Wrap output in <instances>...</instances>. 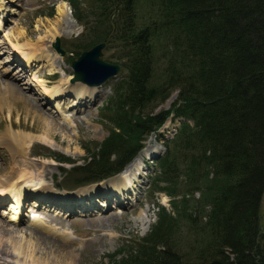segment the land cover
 Returning a JSON list of instances; mask_svg holds the SVG:
<instances>
[{
  "label": "trees",
  "instance_id": "obj_1",
  "mask_svg": "<svg viewBox=\"0 0 264 264\" xmlns=\"http://www.w3.org/2000/svg\"><path fill=\"white\" fill-rule=\"evenodd\" d=\"M64 1L83 26L76 55L105 42L123 60L102 108L106 137L82 146L80 165L46 155L72 165L71 188L119 174L169 118L183 120L153 180L170 210L155 202L148 232L107 264H264V0Z\"/></svg>",
  "mask_w": 264,
  "mask_h": 264
},
{
  "label": "rangeland",
  "instance_id": "obj_2",
  "mask_svg": "<svg viewBox=\"0 0 264 264\" xmlns=\"http://www.w3.org/2000/svg\"><path fill=\"white\" fill-rule=\"evenodd\" d=\"M63 2L67 4L64 0H0V82L10 80L17 75L19 69H22V65L17 60L15 62V59V64L10 65L13 57L15 58V53L18 54L14 47H31L30 49H32L31 44L36 43L34 46L42 45L45 50L32 52L37 54L40 59L33 62L19 80L20 85L26 90L21 89L22 93L20 91V94L30 99L31 106L36 107L41 114L54 117V122L50 117L48 118L51 123L50 129L46 128L45 124L38 119L26 117V103L23 99L13 104V109L22 112H19L18 116H11L9 119L7 110L0 112V176L19 169L27 170L31 174V179L27 177L28 181L23 187L26 189L24 192L28 197V202H24L21 222L16 224V227L11 225L13 222L8 221L12 217L9 213L11 200L5 198L3 204L0 205V221H3L0 222V226L3 225L9 234L0 233V249L6 253L4 255H2L3 252L0 253L4 257L1 256L0 264H5L4 261L6 264H15L13 262L16 259L20 262H30L29 257L27 256L28 259L26 257L28 253L20 252L21 254H18L17 252H19V245L27 247L28 243L32 244V242H39L38 246L36 245L35 253H37L36 256L41 257L42 264L43 261L62 264L60 260L65 254L74 256V264H107L109 254L131 244L135 238L142 237L148 232L156 218L155 202L170 210V198L166 194H152L153 180L157 171L156 159L159 156L144 159V170L140 172L138 179L134 181V185L129 186L131 190L130 194L126 192L127 203L122 206H117L116 202L113 204L114 201L109 204L105 196L95 198L91 202L94 205H89V200L86 199L81 207L79 204L71 205L70 208H66L64 204L56 207L51 205L53 202L43 205L40 210L31 206L33 199L31 195L42 187H45L44 189H47L49 193H55L58 198H61L63 195L69 196V193H76L77 191L79 193L76 196L83 197L84 194L80 191L89 190L93 187H98L100 193L104 194L102 188L107 185L99 186V183H96L71 189L73 184L66 181L68 174L62 169L68 170L72 165L60 164L50 157H46L47 154H55L58 157L70 158L76 162V165L82 164V158L85 156L82 146L90 147L94 142H101L107 135L102 108L112 95L114 85L123 76V71L120 70L117 76L100 87L99 94L95 99L89 100V98L84 97L80 103L78 100L76 101L74 108L63 109L66 103L72 101L73 104L75 103L74 84H70L69 79L73 76L71 62L76 60L78 56L76 52L80 50L74 49L70 44L74 43L83 32V26H80L73 19L68 4L69 14L76 26H71L69 21L64 26L61 24L58 26L57 8ZM146 12V7L139 8L141 23L144 21ZM56 28L59 31L58 35H54ZM56 38L60 40V48L64 51V56H60L53 48ZM119 55L120 53L114 48V45H111L109 48H104L102 60L110 64L120 65L123 60L118 58ZM156 68V76H158L161 69L158 66ZM53 74L54 76H52ZM37 76L39 77L38 80ZM41 85L57 88L59 97L50 100L44 94L45 92H42ZM26 95H30L32 98ZM176 95L177 92H173L164 103L156 107L155 112L161 109H169L171 103L176 99ZM0 99L5 101L4 97ZM56 104L59 105L58 108ZM59 117L60 120L57 119ZM63 117L69 119L70 124L65 123ZM164 127L168 129L166 130ZM174 127H177L176 123L165 124L163 130L161 128L155 135H150L144 141L143 146L149 138L153 137L155 143L157 142L156 144L163 148V155L166 141L159 137V134L161 135L162 132L164 137L170 136L169 138H171L174 132L171 134L170 130ZM15 133L19 135V139L23 137L38 139L27 146L26 153L21 157L11 152V149L6 145L10 141H7L6 138L3 139L6 134L13 137ZM165 133L170 134L165 135ZM16 159L20 161V165L16 164ZM22 166L24 168L21 169ZM133 194L136 195L135 199ZM56 195H54L55 198H57ZM92 206L95 208L94 210H91ZM1 210L4 213L2 215ZM49 217L55 220L49 219ZM33 218H39L46 227L56 230H53L55 234L60 237L67 236L72 242L63 246L65 244H62L58 238H53V232L49 230L43 233L44 237L52 238L51 240L57 244V247L52 244H44L37 238L29 236L36 235L32 232L29 234L30 231L43 236L40 231L30 226ZM259 230L260 233H264V191L260 202ZM15 248L17 250H14Z\"/></svg>",
  "mask_w": 264,
  "mask_h": 264
},
{
  "label": "bare ground",
  "instance_id": "obj_3",
  "mask_svg": "<svg viewBox=\"0 0 264 264\" xmlns=\"http://www.w3.org/2000/svg\"><path fill=\"white\" fill-rule=\"evenodd\" d=\"M57 15H58V18H59L58 26H59V24H61V26H64L65 24H67L68 21H69L71 26H73V27L76 26L74 21L72 20V18L70 16V14H69V7H68V5L66 3H64V2L60 3V6L57 8ZM54 32H55L54 35H58V33H59L57 28L54 29ZM34 44H36V43H34ZM34 44L33 45L31 44V46L33 47L32 49H30L31 47L29 48L28 46H27L28 48H21L20 46L14 47L12 45V47L15 48V52L19 51V53L21 54V58L25 61V68L23 67L22 69H19L17 75L15 74L16 76L12 77L10 80H7V81L2 80L0 82V98L1 97L5 98V101L0 99V112H3L4 110H7L8 111V115H9V119H11V116H13V117L14 116H18L19 112H21V111L17 110V109H13V104H15L16 102H18V101L23 99V101H25V103H26V107H25V115H26V117H31V119H38V121H41V122H43V124H45L46 128L50 129L51 123L49 122L48 118L50 117L52 122H54L53 121L54 117L52 115H49L47 117V116L41 114L37 110L36 107H32L31 106V104H30L31 100L30 99H28V98H26V97H24L23 95L20 94V91L22 93L21 89L26 91L19 83L20 82L19 81L20 78L22 77V75L26 71V67L30 66L33 62H37L40 59L37 56V54L35 55V53H32V52L45 50L42 45H35L34 46ZM12 63H14V60L13 61L11 60L10 65ZM14 64H12V65H14ZM38 79H39V77L37 76V80ZM39 81H41V80H39ZM39 81H37V82H39ZM67 81H68V79H67ZM100 87L101 86L89 87V86H87L85 84H82V83H75L73 85V90H74V95H75V98H74L75 99V103L73 104V101L71 103H66L65 107H63V109L66 110L68 108H74V105L76 104V101L78 100L79 103H80V101L84 97L85 98H89V100L95 99L97 97V94H99L98 90L100 89ZM28 89H30V88H28ZM41 89H42V92H45L44 94L50 99L54 98V97L55 98L59 97L58 96L59 93L56 90L57 88L54 89V88H49V87H43L42 86ZM27 97L32 98V97H30V95L27 96ZM77 105H78V103H77ZM34 106H37V105H34ZM56 107L58 108L59 105L56 104ZM57 119L60 120V117L57 118ZM63 119H64L65 123L70 124L71 121L69 119H67L66 117H63ZM71 119H72V117H71ZM10 124H12V122H10ZM164 128L166 130L168 129L167 127H164ZM175 130H176V127H174L172 130H170V133L172 134ZM169 134L165 133V135H169ZM5 138H6L7 141H10L9 144H6L9 147V149H11L10 151L13 152L15 155H18L20 157L23 156L26 153L27 146L31 142H33L35 140H38L36 138H31V137H29V138H24L23 137L24 139L23 138L19 139V135L16 134V133L13 135V137L9 136L8 134H6L3 137V139H5ZM156 143L153 140V137L149 138L146 141L145 146L124 167V169L122 170V172L120 174H118L117 176H115V177H113V178H111L109 180L103 181V183L102 182L99 183V186L102 185V184L103 185L107 184L104 188H102V190H104V192H105L104 194L100 193V190L97 189L98 187H93V188H91L89 190L80 191V192H83V194H84L83 197L80 196V195L76 196L79 193L77 191L76 193H71V194L69 193V196H67V194L63 195V196H61V198L60 197L58 198L57 195L55 193H53L57 197V198H55L54 195L49 193L47 189H44L45 187H42L39 191H36L35 194L31 195L32 198H33L32 202H31L32 203L31 206L33 208L37 207L40 210V209L43 208V205L45 206V204L47 205V204H50V202H53L51 205L52 206H56V207L63 206V204L66 205V208L67 207L70 208L71 205H75V204H79L80 205L79 207H81V206H83V204L86 201V199L89 200L88 201L89 205H91V204L94 205V203H91V202H93L95 200V198H100V196H105L106 200L108 201L109 204H112V201H114L113 204L117 203V206H122V205L126 204L127 203L126 201L128 200L127 199V194L128 193L126 194V192H128L129 186H133L134 185V184H132L133 181L138 179V174L141 172L144 159L154 158L156 156H161L162 155L163 148L159 144H156ZM15 162L18 165L21 164L20 161H17V159H16ZM16 164H15V166H16ZM17 168H19V167H17ZM20 168L22 169V168H24V166H22ZM27 177H28V179L29 178L31 179V174L28 173L27 170H20V169L19 170H15V171H11L9 173H6V174L0 176V205L2 204V202H3L2 200L4 198H6L7 200L11 199L12 202H10V204L11 205H14V204L16 205V207L14 206V208H13L15 213L12 211L13 212V213H11L12 217L8 220L11 223L13 222L11 224L13 227H16L15 225L21 222V220H18L17 222H15L17 220V218H18V215H17L19 213L18 212V208H22V203L26 202L27 198H28L26 196V193L24 192V190H26V189L23 188L25 183H26V181H28ZM56 199H57V201H55ZM44 208H46V207H44ZM94 209L95 208L92 206L91 210H94ZM36 212L37 211L35 210V213ZM83 212H86V211H83ZM49 219L55 220L52 217H49ZM0 222H3V221H0ZM30 226L32 228H35L38 231H40V233L43 236H41V235H39V234H37V233H35L33 231H30L29 234L34 233L36 235H29V236H33V237L37 238V240L42 241L44 244H47V245H51L52 244V245L57 247V244L54 241L51 240L52 238L48 239V238H46L47 236L44 237V234H43L45 232H48V230L53 232V230H54L53 228L46 227V225H44L43 221H41L39 218H33V220L30 222ZM0 230H1L0 233L2 232L3 235L8 234V231L4 228L3 225L0 226ZM54 231H56V230H54ZM53 235H54L53 238H58L60 240V242H62V244H65L63 246H67L66 245L67 243L72 242L71 240H69V238L67 236L66 237H63V236L60 237L58 234H55V232H53ZM53 240H55V239H53ZM59 240H57V241H59ZM38 243L39 242H35V243L32 242V244L28 243L27 247H23V246L19 245L18 246V251L19 252H17V253L18 254H21L20 252L28 253V255H26V257L27 256L29 257L30 262H27V261L20 262V261H18L16 259V261H14L13 263H15V264H42L41 263V257L36 256L37 253H35L36 245ZM33 244H35V245L33 246ZM14 250H17V249L15 248ZM67 250H69V249H67ZM0 253H2V255L6 254L3 251V249H0ZM17 253H16V255H17ZM2 255L0 254V258H1ZM28 257H27V259H28ZM2 258H4V257L2 256ZM43 262H44L43 264H53L52 262L51 263H48V262L45 263V261H43ZM4 263L6 264L5 261H4ZM60 263H62V264H74V256L69 255V254H65L62 257V260H60Z\"/></svg>",
  "mask_w": 264,
  "mask_h": 264
},
{
  "label": "water",
  "instance_id": "obj_4",
  "mask_svg": "<svg viewBox=\"0 0 264 264\" xmlns=\"http://www.w3.org/2000/svg\"><path fill=\"white\" fill-rule=\"evenodd\" d=\"M104 47V42L96 44L91 49L80 53L77 59L72 61L73 77L70 78V83L80 82L87 86H99L119 73L118 65L101 59ZM53 48L60 56H64L59 38H56Z\"/></svg>",
  "mask_w": 264,
  "mask_h": 264
}]
</instances>
